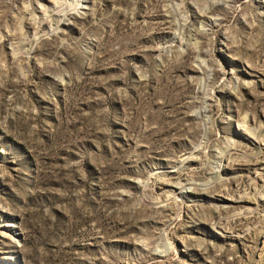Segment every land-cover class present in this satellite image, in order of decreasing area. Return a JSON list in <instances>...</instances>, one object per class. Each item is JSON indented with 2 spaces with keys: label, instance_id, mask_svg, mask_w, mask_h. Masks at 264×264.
<instances>
[{
  "label": "rangeland",
  "instance_id": "1",
  "mask_svg": "<svg viewBox=\"0 0 264 264\" xmlns=\"http://www.w3.org/2000/svg\"><path fill=\"white\" fill-rule=\"evenodd\" d=\"M0 264H264V0H0Z\"/></svg>",
  "mask_w": 264,
  "mask_h": 264
},
{
  "label": "bare ground",
  "instance_id": "2",
  "mask_svg": "<svg viewBox=\"0 0 264 264\" xmlns=\"http://www.w3.org/2000/svg\"><path fill=\"white\" fill-rule=\"evenodd\" d=\"M80 6H82V5H80Z\"/></svg>",
  "mask_w": 264,
  "mask_h": 264
}]
</instances>
